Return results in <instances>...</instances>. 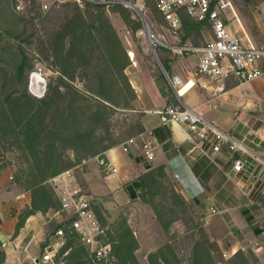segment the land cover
<instances>
[{
    "label": "rangeland",
    "instance_id": "obj_1",
    "mask_svg": "<svg viewBox=\"0 0 264 264\" xmlns=\"http://www.w3.org/2000/svg\"><path fill=\"white\" fill-rule=\"evenodd\" d=\"M131 2L142 4L145 0ZM125 7L131 16L129 24L125 23L121 13H111L109 17L127 56L133 58L132 65L136 63V68L130 72L151 75L160 81L163 88H168L166 86H169V82L151 52L148 38L153 34L165 44L166 40H172V36L164 26L154 20L147 5L143 11L147 28L135 11ZM81 8L84 15L88 16L87 7L81 4ZM75 9L73 3L52 6L48 11H44L40 4L28 0H0V239L2 250L6 253L4 264H35L34 260H43L46 249L56 238L51 236L55 220H59L55 215L59 204L54 196L53 203L46 213L37 211L26 218L17 235L16 228L27 213L35 210V204L41 206L46 200L44 192L38 191L33 201V193L41 188L36 184L41 182L40 186H44L47 194L52 196L49 180L67 170H73L78 189L97 203V209L101 211L107 227H115L126 221L138 242L135 255L141 264H149L148 256L168 245L176 254L178 264H197L194 255L197 244L204 246L209 254V258L204 259L202 263L260 264L264 251L259 252L258 249L264 246V237L256 231L260 224L251 213L258 202L264 203V199L256 197L255 189L258 186L255 187L252 181V184L248 185L249 191L232 182L237 191L249 193L248 197L244 196V200L217 197L214 201L199 204L186 201L182 197L173 175L165 169L166 176L160 180L156 196L141 193V197L135 202L117 206L108 202L110 195L105 193L107 170L105 165L97 161V156L90 155L82 147L71 149V143L67 140L52 147L48 132L38 140L28 135V101L30 97L36 98L29 90L30 76L33 72L41 71L48 84L59 85L61 65L50 44L54 42L56 32L66 21L65 16ZM222 13L233 32L244 42L257 45L264 41V23L261 19L264 0H223ZM138 23L140 27L135 29ZM67 40L69 44L70 39ZM210 40V32L204 31L194 34L190 41L199 46ZM21 46L29 57V66L33 67V71H27L22 79L17 75L22 55ZM155 49L158 57L171 56L174 60V56H179L160 45ZM76 56H73L74 63L77 61ZM177 64L182 72L180 77L185 83L189 77V66H186L187 63ZM81 75L77 71L75 79H71L69 84L84 91L85 84L88 83L81 82ZM232 84L233 82H228L227 86ZM192 86L193 82L184 85L178 94L186 95ZM91 88L97 90L95 87ZM60 90L63 93L70 91L66 87H61ZM169 96L172 99L171 93ZM9 97L17 100L12 104L11 100L7 101ZM116 101L120 106L115 108L108 125L102 124L95 132V141H102L103 146L117 143L118 146L114 148H118L132 135V130L137 128L144 115L142 104L138 96L137 100H133V93L124 91ZM172 105L179 106L180 102L173 100ZM231 106L220 109L225 117L219 121L220 128L230 129V120L235 121V109ZM243 111L244 123H241L234 134L241 138L247 136V144L254 149L255 135L250 132L261 126L264 115H257L255 109L247 108ZM87 118L89 117L85 120L89 122ZM60 122V119H54L46 123L47 129L53 131L55 125ZM58 134L62 136L63 133ZM50 156H53V159L51 164L47 165ZM251 187L253 190L250 193ZM172 189L181 196L182 204H176L175 200L171 199ZM211 208L217 211L215 215L210 214ZM72 246L75 257L69 258L71 249L66 253H61L60 250L54 262L48 264H75L81 260H84L85 264H92L90 249L81 248L77 241L73 242Z\"/></svg>",
    "mask_w": 264,
    "mask_h": 264
},
{
    "label": "trees",
    "instance_id": "obj_2",
    "mask_svg": "<svg viewBox=\"0 0 264 264\" xmlns=\"http://www.w3.org/2000/svg\"><path fill=\"white\" fill-rule=\"evenodd\" d=\"M245 1L251 2V0ZM30 2L38 3L36 1ZM67 3L75 4L76 9L65 16L66 21L56 32L54 42L50 44L54 49V56L58 58V62L61 65V82L59 85L49 83L44 98H29L27 111L28 122L26 123V127L28 128L27 132L34 140L40 139L43 134L48 132L51 136L50 142L52 143V147L56 146L58 143L66 142L67 140L71 143V149L82 147V149L86 150L90 155L97 156V161L107 160L106 152L118 146V144L103 146L101 144L102 141H95V132L100 129L102 124L108 125V120L113 112H115V108H119L120 106V103L116 101V99H120L124 91L133 93V100H137L135 90L126 75V70L132 65V60L130 56H127L124 45L109 15L111 13H121L126 24L131 22V16L128 9L117 2H113L109 5L84 3L87 7L86 11L88 16L84 15L81 4L77 2H66L54 6ZM145 4L152 11L154 20L165 27V22L156 4L152 0H145ZM139 25L138 23L135 29L139 28ZM204 31L208 30L203 28V24L198 23L189 16H183V24L180 32L182 41L191 40L194 34L203 33ZM67 39H70L69 44ZM67 45L69 46L67 47ZM21 50L22 55L20 64L17 68V75L22 79L27 71H33V67L29 66V57L26 55L22 46ZM75 55H77L76 63H74L73 57ZM159 59L170 77L171 70L169 65L166 64L164 58L161 56H159ZM77 71L82 74L81 79L83 80H81V82L85 81L88 83L85 84L86 87L84 91L70 85L71 79H75ZM61 87L69 88L70 91L68 93H63L60 90ZM91 87H95L97 90ZM10 100L13 104V101L17 99L14 98L13 100L12 97L7 98V101ZM87 116L89 117L87 118L89 122L85 120ZM54 119H60L61 122L55 125L53 131L47 129L46 123H50V121ZM145 131L141 118L137 128L132 130V135L127 140L137 137ZM58 132H62V136L58 134ZM28 140H30V138ZM124 142H122L119 147ZM52 159L53 156H50L47 165L51 164ZM206 161L208 162V160ZM205 164L206 163H202L199 165L205 167ZM165 176L166 170L164 166L152 167L149 171L139 176L136 182L140 187L138 197H141V193L143 195L156 196L155 193L160 188V180ZM41 184V182L36 184V186L41 188L36 189L33 193V201L38 191L44 192L46 200L41 206L35 204V210H31L22 218L17 225L16 235L20 232V229L23 228L26 218L34 215L37 211L43 213L47 212L53 203V196L59 204V210L61 209V205L54 190L52 189L51 191L52 196L51 194L49 196L46 192V188L40 186ZM171 199H174L176 204H182L180 201L182 199L181 196L176 194L174 189L171 190ZM93 208L101 225L107 228L105 240L112 245V257L115 259L114 264H141L135 255L138 242L126 221L124 220L123 224L119 223L118 226L109 228L105 224L101 211L97 209V203H94ZM74 220V217L68 215H64L62 220H55L56 224L51 236L54 237L56 232L60 229L65 233L66 241L65 245L60 249L61 253H66L70 249L72 250V244L75 241L79 242L82 246L81 248L86 247L73 229ZM1 222L2 217L0 212V223ZM69 255V258L72 259L76 256V253L72 250ZM194 255L197 264H209L207 262L202 263L204 259L209 258V254L206 252L204 246L197 244L194 249ZM5 260L6 253L2 250V240L0 239V264H4ZM148 263L178 264L179 261L173 249L168 245L159 249L157 252L151 253L148 256ZM75 264H85V261L81 260ZM92 264L94 263L92 262Z\"/></svg>",
    "mask_w": 264,
    "mask_h": 264
},
{
    "label": "built area",
    "instance_id": "obj_3",
    "mask_svg": "<svg viewBox=\"0 0 264 264\" xmlns=\"http://www.w3.org/2000/svg\"><path fill=\"white\" fill-rule=\"evenodd\" d=\"M38 2L44 11L56 4L77 2L109 5L113 2L130 7L139 16L144 17L145 3H133L125 0H28ZM162 15L165 28L172 36L163 42L153 34L149 38L156 48L158 45L179 56L197 58L192 77L185 83L179 77H167L169 84L179 93L180 88L200 81L203 89L210 91V96L198 106H190L180 101L179 106H169L157 110L162 124H177L187 129L189 140L193 144L191 154L194 160L204 158L216 166L223 163L230 166L228 176H247L254 181L257 198L264 196V161L247 144V138L238 139L229 132L221 130L210 121L200 108L216 110L215 101L228 82L247 84L264 75V41L253 45L244 42L227 23L223 13V0H152ZM189 16L210 32L211 40L202 45H193L190 40L182 41L180 36L183 16ZM141 17V16H140ZM141 17V18H142ZM264 23V13L262 15ZM40 75L41 71H38ZM156 138L151 130H146L137 137L125 141L120 148L125 153L138 150L146 160H154ZM105 165L107 175L117 173L116 167L108 160H99ZM50 186L61 205L55 213L59 220L64 215L74 217L73 229L80 241L91 251L94 264H114L112 245L106 242L107 228L103 227L94 211V201L89 195L78 189L73 170L64 172L49 181ZM211 215L217 211L209 210ZM55 240L46 249L43 260H34L35 264H48L65 245V233L56 232ZM264 264V256L260 259Z\"/></svg>",
    "mask_w": 264,
    "mask_h": 264
},
{
    "label": "crops",
    "instance_id": "obj_4",
    "mask_svg": "<svg viewBox=\"0 0 264 264\" xmlns=\"http://www.w3.org/2000/svg\"><path fill=\"white\" fill-rule=\"evenodd\" d=\"M174 57H176L174 60H172L171 56L164 58V61L170 67L172 78H181L182 72L178 66L179 64H177L179 62L188 64L186 65L189 66V69L187 68V72L189 73L188 80L191 79L192 72L195 70L197 64V58L194 56ZM131 60H133L132 56ZM134 68H136V63H133L131 68L126 70V73L142 104L141 108L144 114L142 117L143 126L145 130H151L155 134V157L152 161L146 160L138 150L134 149L130 153H125L119 147L106 152V159L117 169V173L109 174L105 177V193L110 195L109 204L122 206L138 200L140 193V187L136 183L138 177L149 171L152 167L159 165L164 166L167 172L173 175L178 184V192L186 201L203 204L206 201H214L217 197L221 199L236 198L241 200H244L245 195L248 197L249 193L237 191L232 182L240 188H246L249 191L248 185L249 183L252 184V182L254 185L253 180L247 176L231 175L229 177L227 174L230 172V167L227 168V165L223 163H219L216 166L203 158L194 160L191 154L193 144L189 140L187 129L177 124H162L159 115L156 113L157 110L173 106V100L183 101L190 106H198L209 98L210 91L203 89L200 86V81L197 80L196 86L191 88L186 95L182 96L170 84H167L169 85L166 86L168 88H163L160 81L151 75L145 76L143 73L142 75H138L137 73L130 72L131 69L134 71ZM232 82V85H225L224 90L215 100L218 104L216 110L204 108H200V110L210 121L219 127V121L225 118L222 116L221 112L223 111L220 112V109H226L232 105V109H235L233 110L235 121L230 120L231 124L228 126L230 129L219 128L231 133L238 139H248L247 136H243L242 138L236 136L234 132L237 131L241 123H244L245 115L243 109H255L257 115H264V75L262 78L247 84ZM238 90L242 92H238ZM169 93H171L173 100L170 98ZM250 133L255 135V143L253 142L255 148H250L264 161V118L261 126ZM202 163H206L205 167L199 165ZM252 190L253 188L251 187L250 193ZM261 198L264 199V196ZM102 200L104 203V199ZM96 201L100 200L96 199ZM254 209V212L252 211L251 213L252 217L256 218L258 220L257 223L260 224L256 228V231L260 236L264 237V203L258 202ZM258 251H264V246H261Z\"/></svg>",
    "mask_w": 264,
    "mask_h": 264
},
{
    "label": "water",
    "instance_id": "obj_5",
    "mask_svg": "<svg viewBox=\"0 0 264 264\" xmlns=\"http://www.w3.org/2000/svg\"><path fill=\"white\" fill-rule=\"evenodd\" d=\"M140 16L142 17V14H140ZM142 20H143L144 26L147 28L145 18L142 17ZM145 31H147V29H145ZM148 42H149L151 52L155 55L159 65L161 66V69L163 70L165 75L168 76L167 72L165 71L163 65L160 62L159 57L157 56L156 49L153 46L150 38H148ZM47 87H48L47 80L42 75H40L38 72H33L31 74L29 90H30L32 95H34L38 99L44 98L46 93H47Z\"/></svg>",
    "mask_w": 264,
    "mask_h": 264
}]
</instances>
